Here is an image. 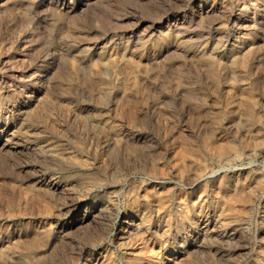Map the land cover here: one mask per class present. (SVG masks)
Wrapping results in <instances>:
<instances>
[{
	"label": "rangeland",
	"instance_id": "obj_1",
	"mask_svg": "<svg viewBox=\"0 0 264 264\" xmlns=\"http://www.w3.org/2000/svg\"><path fill=\"white\" fill-rule=\"evenodd\" d=\"M77 3L0 2V264H264V0Z\"/></svg>",
	"mask_w": 264,
	"mask_h": 264
},
{
	"label": "bare ground",
	"instance_id": "obj_2",
	"mask_svg": "<svg viewBox=\"0 0 264 264\" xmlns=\"http://www.w3.org/2000/svg\"><path fill=\"white\" fill-rule=\"evenodd\" d=\"M3 0H0V2H2ZM5 1H7V0H5ZM96 1H98V0H78V2L79 3H77V5L75 6V8H84V7H86V6H88V5H90V4H94ZM2 4V3H1ZM0 4V7L2 6ZM98 4V3H97ZM25 6V5H24ZM10 8V7H9ZM89 8V7H88ZM73 9V7H71V8H69V11L68 12H71V10ZM7 10H8V8H7ZM10 10V9H9ZM8 10V11H9ZM1 12V11H0ZM7 12V11H6ZM13 12V11H12ZM15 12V11H14ZM37 12V11H36ZM10 13V12H9ZM67 13V12H66ZM14 15V14H13ZM65 15V14H64ZM252 15V14H251ZM68 16V15H67ZM71 16V15H70ZM226 16V15H225ZM184 18V17H183ZM246 18H247V16H246ZM245 18V19H246ZM67 20V19H66ZM68 21V20H67ZM247 22V21H246ZM249 24V23H248ZM175 26V25H174ZM78 27V26H77ZM77 29V28H76ZM69 35V34H68ZM81 38V37H80ZM25 39V38H24ZM259 45V44H258ZM262 45V44H261ZM102 50V49H101ZM170 52V51H169ZM247 53V52H246ZM256 54H257V52H256ZM121 55V54H120ZM249 55V54H248ZM255 54H253V56H254ZM121 58H123V57H121ZM120 59V58H119ZM107 60H108V58H107ZM94 62V61H93ZM92 62V63H93ZM159 65V64H158ZM194 65V64H193ZM209 66V65H208ZM250 66V65H249ZM10 67V66H9ZM197 67H199V66H197ZM250 67H252V66H250ZM250 67H248L247 68V70L246 71H244V72H241V73H239L238 75H236V77H237V80H241L242 82H244L245 81V79H247V78H249V80H250V82H248L247 81V83H244V85L246 86V88H252V89H254L255 90V88H257V87H259V85L257 86V81L254 79V78H252V76H254V75H251V70H253V69H251ZM7 68V67H6ZM107 67L106 66H102L101 67V71H100V73H101V75H103L104 77H105V75H106V73H107V69H106ZM110 68V67H109ZM201 68V67H200ZM208 68H210V67H208ZM207 68V69H208ZM25 69V68H24ZM85 69V68H84ZM100 69V68H99ZM126 69V68H125ZM90 70V69H89ZM94 70V69H93ZM109 70V69H108ZM255 71V70H254ZM263 71V70H262ZM10 72V71H9ZM91 72H93V71H91ZM94 72H95V70H94ZM97 73H98V71H96ZM209 72V71H208ZM99 73V74H100ZM94 74V73H93ZM118 73H114V71H112V79H116V75H117ZM124 74V73H123ZM230 74V73H229ZM236 74V73H235ZM254 74V73H253ZM107 77V76H106ZM264 77V76H263ZM230 78V77H229ZM228 78V79H229ZM257 78V77H256ZM121 80V79H120ZM226 80V79H225ZM93 81V80H92ZM141 81V80H140ZM220 82V81H219ZM246 82V81H245ZM262 82V81H261ZM260 82V83H261ZM82 83V82H81ZM87 85V84H86ZM218 85V84H217ZM264 85V84H263ZM95 87V86H94ZM211 88V87H210ZM176 89H177V87H176ZM175 89V90H176ZM89 90V89H88ZM87 90V91H88ZM109 90V89H108ZM255 91H257V89L255 90ZM261 91V90H260ZM105 92V91H104ZM58 93V92H57ZM43 94V93H42ZM100 94V93H99ZM225 94V93H224ZM40 96V95H39ZM91 96V95H90ZM238 96H239V94H238ZM109 98V96H107V95H105V96H103V97H100V102H101V108L102 109H105V106H106V104L108 103V102H110V98ZM225 98V97H224ZM244 98V97H243ZM246 98V97H245ZM40 99V98H39ZM185 99V98H184ZM239 99V98H238ZM253 100V99H252ZM240 101V100H239ZM239 101H237V103L239 102ZM242 101V100H241ZM250 101V100H249ZM254 101H252V102H247V100L246 101H243V102H239L237 105H232V107H231V112L232 113H235L236 115H237V113L241 110H248V113L244 116V118H243V123H245V124H254V123H259V124H261L262 123V119H261V115L258 113V111L257 110H255V104L253 103ZM38 104V103H37ZM38 107H41L40 106V104H39V106ZM37 108V107H36ZM257 108V107H256ZM38 109H40V108H38ZM26 111V110H25ZM32 111V110H31ZM213 111V110H212ZM27 113V112H26ZM46 113V112H45ZM105 113V112H104ZM32 115V114H31ZM84 115V114H83ZM82 115V116H83ZM81 116V117H82ZM39 122V121H38ZM264 122V121H263ZM241 124H242V122H241ZM264 125V124H263ZM54 126V125H53ZM247 126V125H246ZM245 126V127H246ZM251 127H252V125H250ZM2 128V127H1ZM56 128V127H55ZM81 128V127H80ZM91 128V127H90ZM255 130V129H254ZM258 130H260V129H258ZM235 131V130H234ZM83 133V132H82ZM231 133V132H230ZM261 133V132H260ZM59 134V133H58ZM259 134V133H258ZM3 135V133H1L0 134V148L1 149H4V148H7V149H10V150H13L14 149V147H12V145H10L11 143H10V139L9 138H7L8 136L6 135V134H4V137H1ZM36 135V134H35ZM82 135V134H81ZM263 135V137H264V133L262 134ZM261 138V137H260ZM257 139H258V137H257ZM12 140V139H11ZM118 140H120L117 144H114V146H112V147H110L109 149H111V150H113V149H116L117 147H119V145L121 144V143H123L124 141H125V139H124V141H123V139H121V137H119L118 138ZM114 141V140H113ZM142 141V140H141ZM20 142V141H19ZM47 142V141H46ZM114 143V142H113ZM45 144V143H44ZM126 144V143H125ZM135 144V143H134ZM219 144V143H218ZM122 145V144H121ZM252 145V144H251ZM257 145V144H256ZM14 146V145H13ZM259 151H260V153H258V155L259 156H262V159H263V157H264V138H263V140L261 141V143L259 144ZM53 147V146H52ZM50 147L49 145H47V143H46V147L44 148V149H42V150H40L39 152L40 153H43L44 155H46V157L47 158H50V159H52V160H56V159H59L60 158V156H59V154H58V150H55L54 148H57V147ZM78 147V146H77ZM121 147V146H120ZM231 146H229V145H227V146H224V145H222V146H216V147H211L210 148V150H208L209 152L211 151V154L213 155L212 157H216V158H219V157H221V156H225L227 153H228V151L229 150H231ZM238 148V147H237ZM236 149V148H235ZM110 150V151H111ZM117 150V149H116ZM115 150V151H116ZM238 151V150H237ZM240 151V150H239ZM18 152V151H17ZM35 152H37V151H35ZM112 152V151H111ZM254 152V151H253ZM62 153V152H61ZM255 153V152H254ZM210 154V153H209ZM40 155V154H39ZM109 155V154H108ZM110 156V155H109ZM231 156V155H230ZM111 157H113L112 155H111ZM110 157V158H111ZM179 157H181L180 155H179ZM252 157V156H251ZM130 158V157H129ZM194 158V157H193ZM131 159V158H130ZM196 159V158H195ZM31 160V159H30ZM66 160V159H65ZM70 160V159H69ZM132 160V159H131ZM180 160H181V158H180ZM224 160V159H223ZM139 161V160H138ZM177 161H179V160H177ZM195 161V160H194ZM226 161V160H225ZM12 162V161H11ZM141 162V161H140ZM8 163V162H7ZM63 163V162H62ZM117 164V163H116ZM128 164V163H127ZM222 164V163H221ZM186 165H187V163H186ZM45 166V165H44ZM129 166V165H128ZM132 166V165H131ZM210 166V165H209ZM81 167V166H80ZM139 167V166H138ZM207 167V166H206ZM118 168V167H117ZM188 168V167H187ZM225 168V167H224ZM22 169V168H21ZM29 169V168H28ZM137 169V168H136ZM189 169V168H188ZM191 169V168H190ZM194 169H196V172H197V174L199 175V174H201L202 172H203V170L205 169V162L204 161H198V163H197V168H195L194 167ZM182 170V169H181ZM184 170V169H183ZM37 171V170H36ZM133 171V170H132ZM195 171V170H194ZM206 171V170H205ZM29 172V171H28ZM182 172V171H181ZM191 172V171H190ZM31 173V172H30ZM40 173V172H39ZM192 173V172H191ZM19 174V173H18ZM203 174V173H202ZM119 178V177H118ZM190 178V177H189ZM21 179H22V177H21ZM27 179V178H26ZM196 179V178H195ZM38 181V180H37ZM93 181V180H92ZM99 181V180H98ZM94 182V181H93ZM101 182V181H100ZM190 182V181H189ZM95 185H97V184H95ZM60 186H62V185H60L59 184V182H56V181H50L49 183H48V185H47V187H49L50 189H52L53 190V192H57V191H59V189L61 188ZM39 188V187H38ZM113 194V193H112ZM239 194V193H238ZM62 195V194H61ZM113 196V195H112ZM58 198V197H57ZM63 198V197H62ZM63 200V199H62ZM112 200V199H111ZM232 200V199H231ZM63 202V201H62ZM233 202V201H232ZM65 205V204H64ZM72 207V206H71ZM68 209V208H67ZM244 212V211H243ZM123 219V218H122ZM139 223H138V225L140 226V225H142V219L141 218H139ZM85 224V223H84ZM90 224V223H89ZM122 224V223H121ZM220 224V223H219ZM224 224V223H223ZM220 225H222V224H220ZM83 226V225H82ZM97 227V226H96ZM198 227V226H197ZM90 228V227H89ZM79 229V228H78ZM125 234H126V232H127V229H128V226H125ZM244 229V223L242 222V221H236V220H234V221H231L229 224H227V225H223V226H219V227H216V226H213V225H210L209 223H201L200 225H199V228H198V232L196 233V234H194L193 236H191L190 238V242L187 244V245H184V246H182V249L183 248H186L187 246L188 247H191V246H194V247H196V248H203V247H207V244L209 245V244H211L212 242H214V243H216V242H223L224 243V241H227V239L228 238H230V237H232V236H234V235H236V234H238L239 232H241L242 230ZM95 230V229H94ZM84 231V230H83ZM92 231V230H91ZM180 233V232H179ZM189 234V233H188ZM241 235V234H240ZM262 237V236H261ZM235 238V237H234ZM238 239V238H237ZM230 241V240H229ZM219 244V243H218ZM220 245V244H219ZM219 247V246H218ZM181 248V247H180ZM187 249V248H186ZM221 253V252H220ZM195 259V258H194ZM211 259V258H210ZM220 259V258H219ZM196 260V259H195ZM194 260V261H195ZM35 263V262H34Z\"/></svg>",
	"mask_w": 264,
	"mask_h": 264
}]
</instances>
